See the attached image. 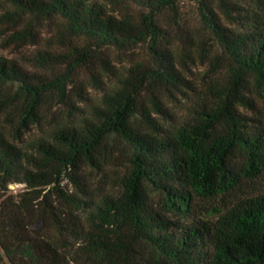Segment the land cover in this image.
Returning <instances> with one entry per match:
<instances>
[{
    "label": "trees",
    "instance_id": "obj_1",
    "mask_svg": "<svg viewBox=\"0 0 264 264\" xmlns=\"http://www.w3.org/2000/svg\"><path fill=\"white\" fill-rule=\"evenodd\" d=\"M3 1L10 8L0 17L28 18L17 40L34 35L43 20L59 18L83 44L69 53L37 50L33 60L49 74L0 57V259L4 253L10 264H136L140 246L149 253L147 264H264V188L236 194L245 179L264 174V123L238 108L254 107L252 93L264 101V0H218L228 24L199 0L204 23L230 61L227 83L197 102L193 120L175 125L156 116L169 115L163 91L185 82L172 63L137 64L121 74L104 60L115 79L100 104L89 108L68 103V86L93 58L94 43L128 48L150 38L156 50L154 18L138 21L123 5L157 12L179 0ZM49 94L69 106L71 118L17 144L7 126L20 138L40 124ZM113 139L130 149L121 191L93 200L77 171L83 165L102 169ZM65 178L71 192L61 185ZM15 184L23 191L14 193ZM193 192L235 195L215 208L216 219L206 220L193 214ZM37 222L58 235H45Z\"/></svg>",
    "mask_w": 264,
    "mask_h": 264
},
{
    "label": "rangeland",
    "instance_id": "obj_2",
    "mask_svg": "<svg viewBox=\"0 0 264 264\" xmlns=\"http://www.w3.org/2000/svg\"><path fill=\"white\" fill-rule=\"evenodd\" d=\"M235 2L236 0H231ZM242 1V0H239ZM209 6L218 15V18L228 24V18L221 9L218 0H206ZM202 3L191 0H179L174 7L165 8L157 12L136 4L129 3L123 5L121 9L124 13L134 16L138 21L145 16H152L159 30L156 41V50L150 48V38L146 42H141L133 47L116 48L112 46H102L97 48L93 58L87 66L73 78L68 86V103L75 106L92 107L101 102V96L112 84L115 77L104 69V60L110 62L114 72L124 74L131 67L140 64L148 68H158L161 63H172L185 79L184 85L180 89L171 88L163 91L162 100L168 116L156 115L157 118L167 125H175L178 122L193 120L198 110L197 102L201 99L208 101L213 95L212 89L223 86L227 83V70L230 66L228 57L222 48L215 42L201 11ZM10 8L3 0H0V16L4 10ZM28 18L26 19H6L0 17V57L7 60H15L30 72L37 74H49L44 66L33 60L37 50H48L52 53H69L73 46H81L80 41L75 37H70L59 18L43 20L34 26L32 36L26 39L17 40V32H24ZM83 44V43H82ZM65 65H60L58 73L65 72ZM92 75L99 76L103 83L99 84L93 80ZM110 76L111 79H108ZM42 104V120L40 124L31 126L24 131L20 138L13 135L7 126L6 132H10L11 138L17 144L35 136L44 135L60 122L71 118L69 116V106L54 96L49 94ZM254 99V107L245 105L239 106V110L254 118L255 121L264 123V101L255 93L250 94ZM202 102V101H201ZM75 111V110H74ZM114 149L111 152V159L106 161L102 169L83 165L77 171L84 182H87V189L92 194L91 199H99L101 193L119 192L120 178L128 167V156L130 149L127 145L117 139ZM62 187L69 192L73 190V185L65 178ZM14 193L23 191V185H12ZM264 188V174L257 179H245L243 186L236 194L247 195L258 193ZM235 193L222 194L218 198L206 197L198 192H193V214L206 220H213L219 216L215 212L216 207L224 208L233 199ZM224 206V207H223ZM169 216L179 219V215ZM36 228L43 231L45 235L53 238L57 234L52 226H45L41 222L36 223ZM149 253L144 247H138L136 254V264H147ZM0 264H10L3 253Z\"/></svg>",
    "mask_w": 264,
    "mask_h": 264
}]
</instances>
